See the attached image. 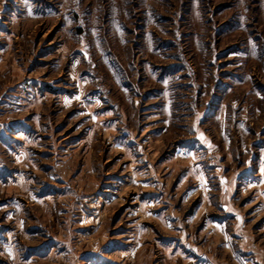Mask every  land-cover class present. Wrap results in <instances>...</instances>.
I'll return each mask as SVG.
<instances>
[{"label":"rangeland","instance_id":"rangeland-1","mask_svg":"<svg viewBox=\"0 0 264 264\" xmlns=\"http://www.w3.org/2000/svg\"><path fill=\"white\" fill-rule=\"evenodd\" d=\"M0 264H264V0H0Z\"/></svg>","mask_w":264,"mask_h":264}]
</instances>
